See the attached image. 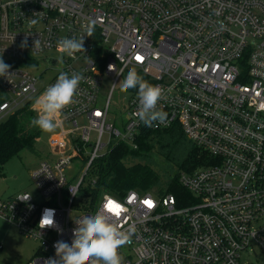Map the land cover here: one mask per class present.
<instances>
[{
    "label": "built area",
    "instance_id": "built-area-1",
    "mask_svg": "<svg viewBox=\"0 0 264 264\" xmlns=\"http://www.w3.org/2000/svg\"><path fill=\"white\" fill-rule=\"evenodd\" d=\"M65 37L84 38L85 51L60 53ZM0 56L12 72L0 76V119L25 105L33 110L61 72L83 76L50 135L54 157L32 172L40 197L0 198V217L39 243L25 264L57 258L55 242L71 245L75 220L94 214L106 197L122 208V228L136 229L119 249L122 264H248L246 252L264 251V0H0ZM132 67L163 87V124L139 120L138 87L121 91ZM48 70L54 74L44 81ZM175 123L210 155L181 172L190 194L181 202L168 185L156 194L80 195L95 188L93 169L117 144L137 148L144 130ZM45 209L55 210V227H39Z\"/></svg>",
    "mask_w": 264,
    "mask_h": 264
},
{
    "label": "clouds",
    "instance_id": "clouds-1",
    "mask_svg": "<svg viewBox=\"0 0 264 264\" xmlns=\"http://www.w3.org/2000/svg\"><path fill=\"white\" fill-rule=\"evenodd\" d=\"M36 22V20H32L31 23L34 25ZM94 26V21L85 25V34L93 36ZM20 47H27V38L22 41ZM38 47L39 40H36L33 49ZM57 49L60 53L72 57L76 52L85 51L84 38H61L57 42ZM109 67L111 69L112 65ZM10 68L11 65L7 64L0 56V76L11 75ZM82 80L83 76L80 73L73 72L69 76L68 73L61 72L57 81L35 98L33 110L38 115L32 119L31 124L44 132L54 131L60 124L59 114L66 106L73 103ZM119 84L123 92L138 87V117L145 126L152 127L154 122L163 124L166 121L167 113L157 110L158 101L164 94L161 85L146 81L138 74L135 67L128 71L126 77ZM25 199L28 200L29 197L21 200L25 201ZM110 201L112 202L111 206L109 205ZM54 211V209L44 210L39 222L41 229L56 226ZM121 211L122 208L114 200L106 197L104 203L94 214L85 215L75 220L76 227L73 229L71 245L63 240L55 242L57 258H48L45 264H122L119 249L131 243L136 229L133 224L122 228L118 222Z\"/></svg>",
    "mask_w": 264,
    "mask_h": 264
},
{
    "label": "trees",
    "instance_id": "trees-1",
    "mask_svg": "<svg viewBox=\"0 0 264 264\" xmlns=\"http://www.w3.org/2000/svg\"><path fill=\"white\" fill-rule=\"evenodd\" d=\"M4 99L6 96L0 91V104ZM36 117L34 110L25 105L0 119L1 166L21 151L34 148L43 132L31 124ZM137 143L134 148L120 142L101 158L93 169L98 182L95 188H83L82 196L87 194L95 199L103 190L126 194L131 188L147 189L167 176L168 190L181 202L182 196L190 195L180 183L181 172H192L210 160L209 153L191 142L176 123L164 130H144ZM160 158L166 162L162 171L157 169Z\"/></svg>",
    "mask_w": 264,
    "mask_h": 264
},
{
    "label": "rangeland",
    "instance_id": "rangeland-1",
    "mask_svg": "<svg viewBox=\"0 0 264 264\" xmlns=\"http://www.w3.org/2000/svg\"><path fill=\"white\" fill-rule=\"evenodd\" d=\"M40 66V68H43L46 67L47 64L40 63ZM53 74L54 70H48L44 75V81H48ZM119 94H114L115 100H118L119 97H121ZM54 131L57 132V129ZM54 131H43L34 148L25 149L7 161L3 166L0 165V197L8 198L24 192H30L31 194L40 197L35 180L32 177V172L43 160L54 157L52 146L49 142L50 135ZM159 163L160 166H157V169L160 168L162 171L164 165L166 166V162L160 158ZM75 171L79 173L80 170L76 168ZM91 176L92 171H90V174L85 177V181ZM167 178V176H164L161 182L150 185L147 189L140 187L135 189L146 192H154L157 188L162 190L167 185ZM82 192L80 195H82ZM154 194L156 193L154 192ZM86 195L87 194L83 197ZM86 200L87 199L76 198V202L81 206H86ZM74 215H76L75 212ZM0 240L4 243V248L0 249V263L5 264H25L34 255L39 244L36 239L21 234L14 223L3 217H0ZM244 257L245 260L248 261V264H264V251L260 249V247L257 248L256 252H246Z\"/></svg>",
    "mask_w": 264,
    "mask_h": 264
},
{
    "label": "snow or ice",
    "instance_id": "snow-or-ice-1",
    "mask_svg": "<svg viewBox=\"0 0 264 264\" xmlns=\"http://www.w3.org/2000/svg\"><path fill=\"white\" fill-rule=\"evenodd\" d=\"M137 59H140V57H137ZM146 203L150 204L151 202H146ZM109 205H110V206L112 205V202H111V201L109 202ZM117 207H118V206H117Z\"/></svg>",
    "mask_w": 264,
    "mask_h": 264
},
{
    "label": "water",
    "instance_id": "water-1",
    "mask_svg": "<svg viewBox=\"0 0 264 264\" xmlns=\"http://www.w3.org/2000/svg\"><path fill=\"white\" fill-rule=\"evenodd\" d=\"M54 63H56V61H54Z\"/></svg>",
    "mask_w": 264,
    "mask_h": 264
},
{
    "label": "crops",
    "instance_id": "crops-1",
    "mask_svg": "<svg viewBox=\"0 0 264 264\" xmlns=\"http://www.w3.org/2000/svg\"><path fill=\"white\" fill-rule=\"evenodd\" d=\"M1 198V197H0ZM3 198V197H2Z\"/></svg>",
    "mask_w": 264,
    "mask_h": 264
}]
</instances>
